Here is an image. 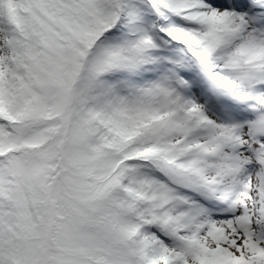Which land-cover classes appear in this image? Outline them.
<instances>
[{"label":"snow or ice","instance_id":"snow-or-ice-1","mask_svg":"<svg viewBox=\"0 0 264 264\" xmlns=\"http://www.w3.org/2000/svg\"><path fill=\"white\" fill-rule=\"evenodd\" d=\"M0 264H264V0H0Z\"/></svg>","mask_w":264,"mask_h":264}]
</instances>
